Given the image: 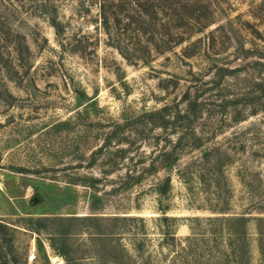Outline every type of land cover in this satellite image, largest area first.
Listing matches in <instances>:
<instances>
[{
  "label": "rangeland",
  "instance_id": "obj_1",
  "mask_svg": "<svg viewBox=\"0 0 264 264\" xmlns=\"http://www.w3.org/2000/svg\"><path fill=\"white\" fill-rule=\"evenodd\" d=\"M208 2L195 47L130 63L96 6L0 0V264H173L163 212L178 241L245 215L238 257L264 264V0ZM195 85L203 146L149 171L168 134L146 116Z\"/></svg>",
  "mask_w": 264,
  "mask_h": 264
},
{
  "label": "trees",
  "instance_id": "obj_2",
  "mask_svg": "<svg viewBox=\"0 0 264 264\" xmlns=\"http://www.w3.org/2000/svg\"><path fill=\"white\" fill-rule=\"evenodd\" d=\"M82 1L98 8L99 23L109 39V44L130 63H146L153 53L164 54L190 43L195 35L202 33L209 25L205 14L209 10L208 0ZM51 25L60 35L63 31L60 24L53 20ZM196 45L197 43L193 42L189 46ZM228 74L232 75L233 72ZM225 75L223 74L222 78ZM201 86L187 88L178 103L146 116L150 118L152 125L168 134L164 145L158 142L160 150L154 153L149 171L157 174L159 170H172L183 155L203 146L202 137L195 126L202 119L205 107L201 100L205 92ZM104 150L100 148L97 154H102ZM211 151L227 156L220 150ZM127 177L133 178L131 175ZM171 183L170 177L164 180L158 189L161 196L166 197L169 194ZM162 215L165 227L169 228L163 234V242L174 249L173 264H242L236 245H242V248L247 246L248 221L245 215L222 219L207 218L204 221L196 218L195 226L190 227L191 235L184 241H178L176 232L170 225L177 222V218L167 216V212ZM124 219L142 223L144 221L139 217ZM263 221L264 219L259 220ZM237 227L240 230H237Z\"/></svg>",
  "mask_w": 264,
  "mask_h": 264
},
{
  "label": "built area",
  "instance_id": "obj_3",
  "mask_svg": "<svg viewBox=\"0 0 264 264\" xmlns=\"http://www.w3.org/2000/svg\"><path fill=\"white\" fill-rule=\"evenodd\" d=\"M61 260L59 258L52 260V264H61Z\"/></svg>",
  "mask_w": 264,
  "mask_h": 264
},
{
  "label": "water",
  "instance_id": "obj_4",
  "mask_svg": "<svg viewBox=\"0 0 264 264\" xmlns=\"http://www.w3.org/2000/svg\"><path fill=\"white\" fill-rule=\"evenodd\" d=\"M34 201H35V202H37V200H36V199H34Z\"/></svg>",
  "mask_w": 264,
  "mask_h": 264
}]
</instances>
